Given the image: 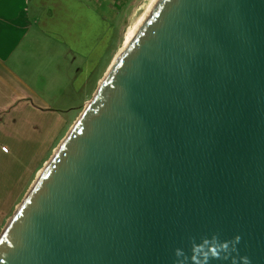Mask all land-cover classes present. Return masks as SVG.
<instances>
[{
	"label": "water",
	"instance_id": "95a60500",
	"mask_svg": "<svg viewBox=\"0 0 264 264\" xmlns=\"http://www.w3.org/2000/svg\"><path fill=\"white\" fill-rule=\"evenodd\" d=\"M205 256L264 264V0H156L0 230V264Z\"/></svg>",
	"mask_w": 264,
	"mask_h": 264
},
{
	"label": "rangeland",
	"instance_id": "374dc122",
	"mask_svg": "<svg viewBox=\"0 0 264 264\" xmlns=\"http://www.w3.org/2000/svg\"><path fill=\"white\" fill-rule=\"evenodd\" d=\"M148 2L30 0L29 14L44 11L47 24L26 32L9 61L33 115L26 125L22 113L9 126L0 122V230L123 47L127 23Z\"/></svg>",
	"mask_w": 264,
	"mask_h": 264
},
{
	"label": "crops",
	"instance_id": "0c3cea01",
	"mask_svg": "<svg viewBox=\"0 0 264 264\" xmlns=\"http://www.w3.org/2000/svg\"><path fill=\"white\" fill-rule=\"evenodd\" d=\"M28 5L30 0H0V122L9 121L7 126L10 125L13 115L26 114L25 125L29 124L28 118L33 115V110H29V91L27 87H20L22 82L9 66V61L26 36L24 34H28L31 28L47 24L45 12L37 11L39 7H36L34 10L37 12L32 16L29 14ZM18 121L15 119L16 123ZM3 128L4 126L0 128L1 132L4 131Z\"/></svg>",
	"mask_w": 264,
	"mask_h": 264
},
{
	"label": "bare ground",
	"instance_id": "6f19581e",
	"mask_svg": "<svg viewBox=\"0 0 264 264\" xmlns=\"http://www.w3.org/2000/svg\"><path fill=\"white\" fill-rule=\"evenodd\" d=\"M155 1L156 0H149V2L147 4L143 5V10H142L141 14L138 17L134 18L133 20H130L127 23L124 45L130 40L131 36L137 30V28H138L139 24L141 23V21L143 20V18L148 14V12L150 11V9L153 6ZM120 49H122V48H120ZM120 49L118 50V52L120 51Z\"/></svg>",
	"mask_w": 264,
	"mask_h": 264
},
{
	"label": "clouds",
	"instance_id": "9594fccd",
	"mask_svg": "<svg viewBox=\"0 0 264 264\" xmlns=\"http://www.w3.org/2000/svg\"><path fill=\"white\" fill-rule=\"evenodd\" d=\"M234 239H235L236 243H238L239 240H240V237H239V236H236ZM197 247H199V246H197ZM227 248H228V244H227V242H225V243H223V244L220 246V249H217L215 246H213L212 248L209 249V251H211V253H212L213 256H219V251H220V250H224V251H226ZM194 251H195V249H194ZM177 254H178V255L181 254L179 250H177ZM245 259H246V258H245ZM206 261H207V256H205V264H206Z\"/></svg>",
	"mask_w": 264,
	"mask_h": 264
}]
</instances>
